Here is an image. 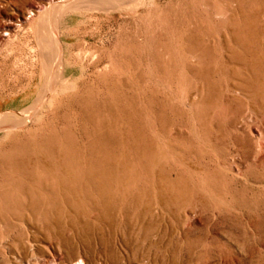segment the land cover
<instances>
[{"label":"rangeland","instance_id":"obj_1","mask_svg":"<svg viewBox=\"0 0 264 264\" xmlns=\"http://www.w3.org/2000/svg\"><path fill=\"white\" fill-rule=\"evenodd\" d=\"M56 1L0 0V123L34 110L0 130V264H264V0L66 11L58 74Z\"/></svg>","mask_w":264,"mask_h":264},{"label":"bare ground","instance_id":"obj_2","mask_svg":"<svg viewBox=\"0 0 264 264\" xmlns=\"http://www.w3.org/2000/svg\"><path fill=\"white\" fill-rule=\"evenodd\" d=\"M119 1H121V0H57L55 3L52 2L51 5L48 6L49 7V13H48L49 18L48 17L45 18L46 23L49 25L48 28H49V33L51 35L47 39H45V37H42V36L39 37V43L43 49L42 59H43V61L45 59V61L43 62L44 67L46 65H48V63H49V70H50L49 72L50 73L58 74L60 72L59 70H60V67L62 64V59H63V47H62V42L56 33V29H57L58 25L56 24L55 20L57 19L58 15H62L66 11L72 12L73 10L80 9L84 6L93 7V8L99 7V9L105 10V9L112 8L113 4L118 3ZM52 16H54V17H52ZM13 23H14L13 21L9 20L5 24H1L2 31H3L2 35H4V36L9 35L7 27L12 25ZM44 51L46 54L44 53ZM48 58H49V60H48ZM241 67H242V64H241ZM50 80L51 79L49 78V81ZM57 86H58V84H57L56 80L51 82V83L48 82L46 84V86L44 87L43 92L33 102L32 106L34 105L35 107H37V106L42 105V103L48 99L49 94L52 91L56 90ZM248 86H249L248 84H244L243 80L240 79L238 82H233L231 86L228 85L227 88L231 92H235V93L239 92L241 94H245L246 96L250 97V96H252L253 93H252V90ZM230 102H231V99H229V100L227 99L225 101V106L226 105L229 106ZM4 113L6 114L7 112H1L0 116L4 115ZM33 114H34V110H32V108H31V110H25L22 113H20V119L18 122L0 123V130H8V129H12L13 127H18V128L23 127L24 125H26L27 120L32 118ZM229 125L225 126V125H221V124H216L215 126H216L217 131L219 133H223L224 131L229 129ZM210 126L212 128L211 123H210Z\"/></svg>","mask_w":264,"mask_h":264}]
</instances>
